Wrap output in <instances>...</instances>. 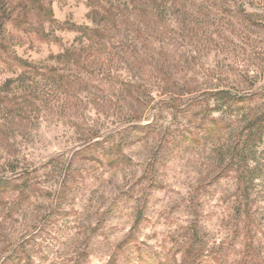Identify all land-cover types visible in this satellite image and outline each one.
I'll return each mask as SVG.
<instances>
[{
    "label": "rangeland",
    "instance_id": "rangeland-1",
    "mask_svg": "<svg viewBox=\"0 0 264 264\" xmlns=\"http://www.w3.org/2000/svg\"><path fill=\"white\" fill-rule=\"evenodd\" d=\"M160 1L154 13V0H6L0 264H141L137 248L148 264H184L194 227L206 264H238L241 190L264 264V133L245 132L264 124V0ZM111 6L112 46L70 30L99 27ZM111 137V160L77 155ZM137 213V248L122 247Z\"/></svg>",
    "mask_w": 264,
    "mask_h": 264
},
{
    "label": "trees",
    "instance_id": "trees-1",
    "mask_svg": "<svg viewBox=\"0 0 264 264\" xmlns=\"http://www.w3.org/2000/svg\"><path fill=\"white\" fill-rule=\"evenodd\" d=\"M29 2H31L34 5H37L38 10L43 11L41 10L42 9L41 3L39 2L40 3L39 4L37 0H29ZM161 2L162 1L158 2V0H154L153 4L158 5L156 7H153L154 5L152 6L151 10L154 13L159 12L161 10L160 9L161 7H159ZM5 3H6V0H0V12L3 7L5 8V5H4ZM102 11H103V22L99 27L95 29L90 30L88 28H82V27L70 28L68 27L67 24H65L63 27L70 28V30H75L77 32H80L82 35L87 36V38L99 49H104L109 45L112 46L113 39H115L113 32L114 30H117V28L119 27L118 15L112 6L108 8L103 7ZM91 14L92 13L89 14V18L91 17ZM3 23H4V19L2 17V14H0V33L2 30ZM15 24L18 28H20L21 30L25 32H31V33L35 32L36 34H40V36L42 37H47V35L45 34L43 35V32L38 27H35L33 25L24 27L21 24V22H15ZM18 63L22 67L30 68L31 71H34V72L38 71L37 68L34 66H28L25 63L20 62V61H18ZM222 96L226 98V100H228L227 95L225 93L221 94V97ZM252 101H253L252 98L237 99V100H233L232 104H236V105L240 104L241 106H243L244 104L248 105ZM218 126L220 125L218 124ZM224 128H225V125H224ZM134 129H135V132L133 136L137 139L139 138L138 135L141 132H147L150 129V127L149 125H145V126L135 127ZM245 132L247 134V139L252 140V143L256 144L257 142L260 141L264 133V124L258 123L256 125L255 121H252L250 122V125H248V127L246 128ZM114 143H115L114 137H111V147H108V148L105 147L104 142L97 141V142L89 144L87 147L81 150L77 155L88 156L87 158H89V160L91 161L93 160L101 161L102 158L111 160L113 155H118L121 153V148H122L121 142L118 144H114ZM9 186H11L10 183L0 180V192L1 190L8 188ZM240 187L238 188V190L240 189ZM241 195L243 196V199L245 200L244 201L245 208H244V211H242V218H243L242 222L244 223L243 224V227H244L243 228L244 229L243 239L246 243L244 245V249L241 253V257H240V260L238 261V264H263L262 262L256 261L255 259L256 258L255 254L257 253L256 249L252 247V245L249 242L252 239L253 226H254L255 221L253 219V216L250 214V210H249L250 206H249V201H248V196L246 194V191L243 192V190H241ZM240 212L241 211H239L238 213ZM140 219H142V216L140 213H137V216L135 218V224L132 227V231L128 235L126 240L123 242L122 247L130 246L133 244L136 246L137 240L135 239L136 236L134 237V230L136 229L137 227L136 225L138 224ZM192 230H193V233L189 239L190 244L188 248L186 249L185 255H184V258H185L184 264H206V262L203 260L206 258V255L208 254L207 249L204 243L202 242V240L199 238H196L198 236L197 228L194 227V229ZM137 249H138L137 257H138L139 262L141 264H148L145 262L146 257L142 255V252L139 251V248ZM218 264H221V263H218Z\"/></svg>",
    "mask_w": 264,
    "mask_h": 264
}]
</instances>
